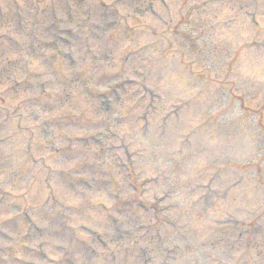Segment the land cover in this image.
Masks as SVG:
<instances>
[{
    "label": "rangeland",
    "instance_id": "rangeland-1",
    "mask_svg": "<svg viewBox=\"0 0 264 264\" xmlns=\"http://www.w3.org/2000/svg\"><path fill=\"white\" fill-rule=\"evenodd\" d=\"M0 14V264H264V0Z\"/></svg>",
    "mask_w": 264,
    "mask_h": 264
}]
</instances>
